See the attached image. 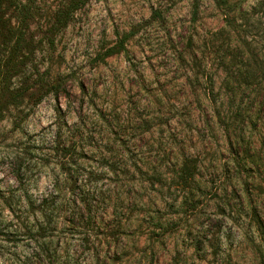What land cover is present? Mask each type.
Listing matches in <instances>:
<instances>
[{
	"label": "rangeland",
	"instance_id": "obj_1",
	"mask_svg": "<svg viewBox=\"0 0 264 264\" xmlns=\"http://www.w3.org/2000/svg\"><path fill=\"white\" fill-rule=\"evenodd\" d=\"M30 1L17 71L0 40V264H264V0H89L63 28L70 0Z\"/></svg>",
	"mask_w": 264,
	"mask_h": 264
},
{
	"label": "trees",
	"instance_id": "obj_2",
	"mask_svg": "<svg viewBox=\"0 0 264 264\" xmlns=\"http://www.w3.org/2000/svg\"><path fill=\"white\" fill-rule=\"evenodd\" d=\"M89 0H70V2L58 9L56 14V19L53 27L63 28L68 25L74 13L82 6H84ZM31 1L23 2V0H0V40L1 46L10 47V55L7 58L6 64L13 63L16 59L15 67L13 68L17 71L18 66L22 65V56L25 48L31 43L32 37L30 36L31 22L36 13V6L30 3ZM11 10V13H9ZM157 11L154 12V15ZM15 19V21H14ZM131 33H126L124 36L120 37L119 42L115 45L108 47L103 53L102 60H106L107 57L119 54L121 52H127L126 43L131 38ZM18 58V59H17ZM51 92L54 91L53 85H44ZM29 89L27 87H19L13 92V97L16 101L21 102L23 96ZM68 174V172H67ZM70 174V172H69ZM183 180L187 181L195 176V172L189 166L185 165L184 169L181 171ZM67 179L72 180L70 177ZM87 195V193H86ZM81 193L76 196L75 201L72 202L76 204V200L80 199L84 205L91 204L89 202V197ZM88 209H91L89 207ZM91 211V210H90ZM91 214V213H90ZM73 217L76 216V212L71 214ZM53 264V261H51Z\"/></svg>",
	"mask_w": 264,
	"mask_h": 264
}]
</instances>
